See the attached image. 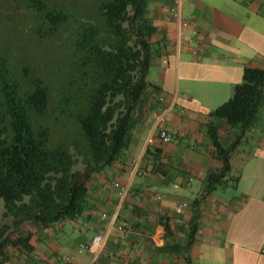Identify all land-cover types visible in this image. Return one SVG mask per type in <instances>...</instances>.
Wrapping results in <instances>:
<instances>
[{"label":"crops","instance_id":"crops-1","mask_svg":"<svg viewBox=\"0 0 264 264\" xmlns=\"http://www.w3.org/2000/svg\"><path fill=\"white\" fill-rule=\"evenodd\" d=\"M175 4L146 1L157 50L146 79L156 89L122 155L90 174L79 213L48 227L29 220L11 226L0 264H87L89 253L77 246L103 232L108 238L93 264H264V119L232 152L235 185L203 189L220 165L206 134L208 112L230 97L244 66L264 67V0H179L187 23L180 33ZM158 128L172 139L147 143ZM236 135L219 126L221 143ZM115 182L126 188L123 197ZM182 202L187 206L177 211ZM114 212L122 231L108 223ZM19 238L23 244H14Z\"/></svg>","mask_w":264,"mask_h":264},{"label":"trees","instance_id":"trees-1","mask_svg":"<svg viewBox=\"0 0 264 264\" xmlns=\"http://www.w3.org/2000/svg\"><path fill=\"white\" fill-rule=\"evenodd\" d=\"M22 1L38 38L65 58L45 73L17 60L11 42L0 46V198L2 216L11 217L0 224V247L23 220L48 227L80 212L90 174L122 155L156 89L146 79L157 52L147 0ZM263 105L264 67L244 66L230 97L208 112L206 134L220 165L204 191L235 185L232 152L259 126ZM222 123L237 130L231 143L219 140Z\"/></svg>","mask_w":264,"mask_h":264},{"label":"rangeland","instance_id":"rangeland-1","mask_svg":"<svg viewBox=\"0 0 264 264\" xmlns=\"http://www.w3.org/2000/svg\"><path fill=\"white\" fill-rule=\"evenodd\" d=\"M23 7L22 0H0V46L6 41L11 42V50L15 53L16 59L26 60L28 66H35L38 71L46 73L50 67H59L64 61L65 54L55 43L38 38L32 23V15H25ZM263 108L260 112L262 120ZM74 168L81 169L82 165L78 162ZM3 211V200L0 198V224L10 225L11 217L4 218ZM12 231L13 229H10L7 236Z\"/></svg>","mask_w":264,"mask_h":264},{"label":"built area","instance_id":"built-area-1","mask_svg":"<svg viewBox=\"0 0 264 264\" xmlns=\"http://www.w3.org/2000/svg\"><path fill=\"white\" fill-rule=\"evenodd\" d=\"M247 1H251V0H247ZM178 2H179V0H177V4H175L174 7L171 8V14L176 21L177 31L180 33L182 28H184L187 23H186V21L182 20L180 15H179L178 8H177L178 6H176V5H178ZM161 100L162 99L160 98L159 101H161ZM154 116L157 119V121H161L164 118V112L160 111L158 113H154ZM172 137H173V132H171L170 130H168L166 128H158L156 130L155 134H154V132H151L148 135L147 143L153 142L155 139L161 143H167L172 139ZM114 186L119 187L120 196L123 197L126 193V188L120 186L118 182H115ZM185 206H187L186 202L180 203L179 206L177 207V211H180L181 208L185 207ZM105 218H106V214L100 213L99 219L101 221H103ZM108 223L110 226H114L118 231L123 230V224L117 222L116 212L112 213L109 216ZM107 238H108V234L106 232L96 233L91 237V239L88 242H80L78 244V246H77L78 251H86L90 255V259H89V262L87 264H93L94 261L97 259V257L102 253V251L105 247V243L107 241ZM58 258L60 260H63V261H66L68 259L67 255L65 253H61L58 256Z\"/></svg>","mask_w":264,"mask_h":264}]
</instances>
